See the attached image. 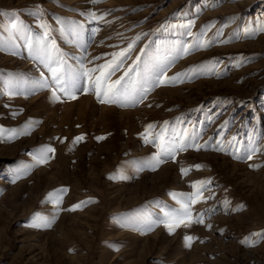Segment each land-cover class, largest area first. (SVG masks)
Instances as JSON below:
<instances>
[{
    "label": "rangeland",
    "instance_id": "1",
    "mask_svg": "<svg viewBox=\"0 0 264 264\" xmlns=\"http://www.w3.org/2000/svg\"><path fill=\"white\" fill-rule=\"evenodd\" d=\"M262 27L264 0H0V264H264ZM118 60L135 106L52 99V68Z\"/></svg>",
    "mask_w": 264,
    "mask_h": 264
},
{
    "label": "snow or ice",
    "instance_id": "2",
    "mask_svg": "<svg viewBox=\"0 0 264 264\" xmlns=\"http://www.w3.org/2000/svg\"><path fill=\"white\" fill-rule=\"evenodd\" d=\"M95 2V0H93ZM94 19H98L97 17H93ZM41 27L46 28V25H41ZM11 28L14 30H19L18 25L12 24ZM260 31H264V27L260 29ZM45 36H48V32L45 31L44 33ZM206 46V45H202ZM125 52L118 53V57H124ZM122 63V60H118L115 63V66L112 64H105L101 66V69L99 70L100 74L93 79L89 73L90 72H95L98 71L97 69H85L82 73L77 72L73 76H71L68 79H65L64 72L61 67H56L51 69V74H52V80H53V85L51 89V96L53 100H59L61 95L67 96L70 99H75L76 96L74 95L75 91H87V90H94L97 96V99L101 103H115L119 104L120 106H135L136 102H141L142 98H137L135 93L124 86L122 81L127 77L128 73L125 72L124 76L116 79L115 81H110L111 75L119 70L120 64ZM83 67V66H81ZM105 69L107 71H105ZM82 78H87L91 82V87L90 88H82L81 87V79ZM180 78V74H177L176 77L173 78H168L170 82H176ZM164 80H158L157 81V86L160 83H163ZM182 82V81H181ZM41 87H46L47 84L42 83L40 85ZM59 91V95H58ZM167 123V122H166ZM148 129H151L154 127V125H148ZM2 130V129H0ZM15 131V130H13ZM105 137H97V139H104ZM84 139V136H77L73 140V144L79 143ZM146 142H151L147 140V136L145 137ZM162 149L161 153L154 154L152 158L149 160L145 161L141 167H152L153 170L156 167H159L161 163L164 162V160L161 158L163 155L164 157L167 158H174V154L177 150V147L183 148V145H178L174 146L173 144H169L167 147H165L163 141L161 142L160 145H158ZM197 150H199L200 147H203V145H196ZM217 150L223 151V147H218ZM257 149H253L252 151L255 152ZM54 149L51 148H44L41 150L43 153L41 157L38 159V163H46L47 159L49 158L47 156V153L49 152H54ZM248 159H251V154L248 155ZM199 167V165L197 166ZM183 172H187V169H182ZM120 178H127L121 175ZM201 184V187H203L204 182H199ZM67 191L66 189H60L57 190V192H65ZM199 193L193 194V195H198ZM55 193H50L49 196L52 197L54 196ZM197 201L190 196L188 198L187 203L183 204L181 209L177 210L176 212L165 214V227L169 230V232L175 231V228L180 227L181 225L185 227H190L192 223H203V217L202 215L198 216L195 219H192V213H191V206L195 204ZM82 203H87V201L82 202ZM80 205H77L75 207H79ZM34 220L39 221V223L34 224V226H50L46 218L40 217L39 214H36V216L33 217ZM256 235H261L257 233ZM186 241H188V246H191V241L194 239V237L188 236L185 237ZM245 243H248V241H245Z\"/></svg>",
    "mask_w": 264,
    "mask_h": 264
},
{
    "label": "bare ground",
    "instance_id": "3",
    "mask_svg": "<svg viewBox=\"0 0 264 264\" xmlns=\"http://www.w3.org/2000/svg\"><path fill=\"white\" fill-rule=\"evenodd\" d=\"M1 182V181H0Z\"/></svg>",
    "mask_w": 264,
    "mask_h": 264
}]
</instances>
